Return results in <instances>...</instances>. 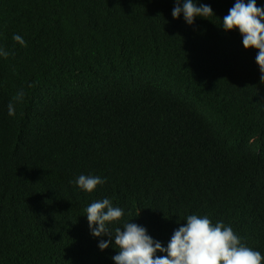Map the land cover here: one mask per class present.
I'll use <instances>...</instances> for the list:
<instances>
[{
  "label": "trees",
  "instance_id": "16d2710c",
  "mask_svg": "<svg viewBox=\"0 0 264 264\" xmlns=\"http://www.w3.org/2000/svg\"><path fill=\"white\" fill-rule=\"evenodd\" d=\"M199 2L215 15L188 25L175 0H0V264H114L85 216L103 198L113 234L166 246L208 215L264 255L258 50L221 27L235 0Z\"/></svg>",
  "mask_w": 264,
  "mask_h": 264
},
{
  "label": "clouds",
  "instance_id": "9594fccd",
  "mask_svg": "<svg viewBox=\"0 0 264 264\" xmlns=\"http://www.w3.org/2000/svg\"><path fill=\"white\" fill-rule=\"evenodd\" d=\"M215 15L211 5L199 0H175L172 9L174 19L183 16L188 25L196 18ZM223 30L242 36L246 50L257 49L256 63L260 69V80L264 83V6L257 0H235L228 14L222 18ZM13 39L21 45L23 37L14 34ZM0 54L6 55L0 50ZM21 94H18V96ZM9 115H14V106H8ZM81 190L93 192L106 183V178L92 174H80L74 181ZM90 235L99 238L98 248L105 251L118 248L112 257L114 264H262L264 255L245 245L233 228L222 221L215 223L208 215L191 214L186 223L174 230L165 246L155 240L148 230L134 222L116 227L114 234L109 230L110 222L119 221L124 215L120 207L113 206L108 198L90 203L86 208ZM107 236L108 239H103ZM163 253L164 255H157Z\"/></svg>",
  "mask_w": 264,
  "mask_h": 264
}]
</instances>
